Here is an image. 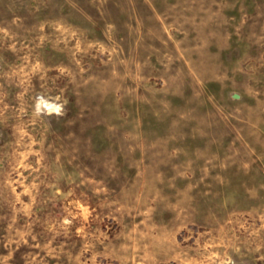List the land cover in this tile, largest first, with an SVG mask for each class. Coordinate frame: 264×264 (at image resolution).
I'll use <instances>...</instances> for the list:
<instances>
[{
	"label": "rangeland",
	"instance_id": "1",
	"mask_svg": "<svg viewBox=\"0 0 264 264\" xmlns=\"http://www.w3.org/2000/svg\"><path fill=\"white\" fill-rule=\"evenodd\" d=\"M0 264H264V0H0Z\"/></svg>",
	"mask_w": 264,
	"mask_h": 264
},
{
	"label": "clouds",
	"instance_id": "2",
	"mask_svg": "<svg viewBox=\"0 0 264 264\" xmlns=\"http://www.w3.org/2000/svg\"><path fill=\"white\" fill-rule=\"evenodd\" d=\"M46 102L43 99H40L37 103V113L40 112L41 105L45 104Z\"/></svg>",
	"mask_w": 264,
	"mask_h": 264
},
{
	"label": "bare ground",
	"instance_id": "3",
	"mask_svg": "<svg viewBox=\"0 0 264 264\" xmlns=\"http://www.w3.org/2000/svg\"><path fill=\"white\" fill-rule=\"evenodd\" d=\"M45 105L48 107V108H52L53 109V111H57L56 109V105L55 106H53V105H51V104H49V103H45Z\"/></svg>",
	"mask_w": 264,
	"mask_h": 264
}]
</instances>
